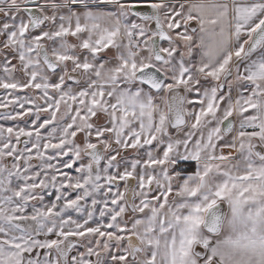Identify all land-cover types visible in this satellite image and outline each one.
Segmentation results:
<instances>
[{"label": "snow or ice", "instance_id": "6c2138e0", "mask_svg": "<svg viewBox=\"0 0 264 264\" xmlns=\"http://www.w3.org/2000/svg\"><path fill=\"white\" fill-rule=\"evenodd\" d=\"M0 264H264V0H0Z\"/></svg>", "mask_w": 264, "mask_h": 264}]
</instances>
